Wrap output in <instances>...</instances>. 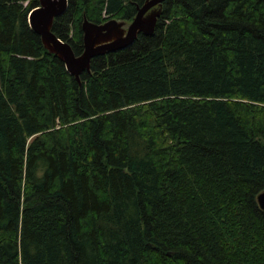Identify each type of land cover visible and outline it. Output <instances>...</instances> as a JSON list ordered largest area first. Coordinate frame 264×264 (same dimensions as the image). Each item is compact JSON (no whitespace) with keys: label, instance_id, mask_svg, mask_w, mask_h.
Returning a JSON list of instances; mask_svg holds the SVG:
<instances>
[{"label":"trees","instance_id":"obj_1","mask_svg":"<svg viewBox=\"0 0 264 264\" xmlns=\"http://www.w3.org/2000/svg\"><path fill=\"white\" fill-rule=\"evenodd\" d=\"M145 0H68L52 30ZM0 0V264H264V0H165L72 75Z\"/></svg>","mask_w":264,"mask_h":264},{"label":"water","instance_id":"obj_2","mask_svg":"<svg viewBox=\"0 0 264 264\" xmlns=\"http://www.w3.org/2000/svg\"><path fill=\"white\" fill-rule=\"evenodd\" d=\"M165 0H145L137 5L136 15L131 21L111 18L103 23L90 21L84 16L82 22L84 51L77 55L70 43L60 39L52 30L57 17L68 9V0H39L28 15L31 28L42 39L44 47L60 58L67 70L81 81V74L91 71L92 59L131 46L140 33L153 34L163 11ZM258 203L264 210V191Z\"/></svg>","mask_w":264,"mask_h":264}]
</instances>
